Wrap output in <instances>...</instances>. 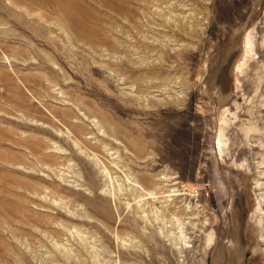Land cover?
<instances>
[{
  "label": "rangeland",
  "instance_id": "obj_1",
  "mask_svg": "<svg viewBox=\"0 0 264 264\" xmlns=\"http://www.w3.org/2000/svg\"><path fill=\"white\" fill-rule=\"evenodd\" d=\"M230 212L264 264V0H0V264H215Z\"/></svg>",
  "mask_w": 264,
  "mask_h": 264
},
{
  "label": "flooded vegetation",
  "instance_id": "obj_2",
  "mask_svg": "<svg viewBox=\"0 0 264 264\" xmlns=\"http://www.w3.org/2000/svg\"><path fill=\"white\" fill-rule=\"evenodd\" d=\"M225 218L226 223L218 230L216 241L213 243L211 250L207 256V262L217 264H249L246 256H243L245 246L241 245L244 242L238 239L243 231L242 223H238V219L231 216ZM242 258H241V257ZM208 264V263H207Z\"/></svg>",
  "mask_w": 264,
  "mask_h": 264
},
{
  "label": "bare ground",
  "instance_id": "obj_3",
  "mask_svg": "<svg viewBox=\"0 0 264 264\" xmlns=\"http://www.w3.org/2000/svg\"><path fill=\"white\" fill-rule=\"evenodd\" d=\"M105 1H108V0H104V2H105ZM111 2H113V1H111ZM107 3H108V2H107ZM111 5H112V4H111ZM80 18L82 19V17H80ZM80 18H79V16H78V18H77L76 20H77L80 24H82Z\"/></svg>",
  "mask_w": 264,
  "mask_h": 264
}]
</instances>
